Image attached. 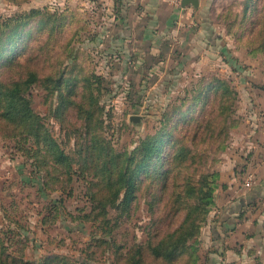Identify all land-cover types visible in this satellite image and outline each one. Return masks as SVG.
<instances>
[{
    "label": "rangeland",
    "instance_id": "obj_1",
    "mask_svg": "<svg viewBox=\"0 0 264 264\" xmlns=\"http://www.w3.org/2000/svg\"><path fill=\"white\" fill-rule=\"evenodd\" d=\"M248 1H208L200 12L202 43L189 35L180 44L179 36L132 35L128 20L122 26L125 16L112 8L113 0H0V33L23 14L42 12L26 26L28 40L17 39L27 50L4 80L37 73L26 95L76 160L70 180L52 162L39 165L29 153L33 142L0 133V258L12 264H118L119 251L146 245L158 228L176 229L185 211L171 222L170 217L158 225L153 220L180 205L174 188L159 199L158 186L145 178L129 206L108 207L106 218L90 220L91 188L98 179L77 162L80 145L93 139L90 132L109 144L112 154H129L160 133L178 137L188 153L190 161L177 181L200 171L215 176V203L189 242L194 256L174 264H264V162L252 158L253 142L263 144L264 151V130L257 127H264V51L253 52L248 36L259 15L251 9L260 0ZM215 78L230 85L234 105L224 117L210 105L215 116L208 112L207 120L198 123L200 112L192 110L200 104H193L194 97L200 85ZM87 84L96 100L91 123L75 104L63 102H80ZM176 107L181 110L172 112ZM189 114L193 121L183 125ZM134 115L139 121L131 120Z\"/></svg>",
    "mask_w": 264,
    "mask_h": 264
},
{
    "label": "trees",
    "instance_id": "obj_2",
    "mask_svg": "<svg viewBox=\"0 0 264 264\" xmlns=\"http://www.w3.org/2000/svg\"><path fill=\"white\" fill-rule=\"evenodd\" d=\"M248 2L251 3V0ZM251 12L259 15L251 21L252 27L248 33L250 38L248 39L253 52L262 53L264 51V0L254 3ZM40 13H42L41 10L33 9L30 13L23 14L15 24L5 26L0 33V133L10 137H20L23 139L22 143L33 142L29 153L39 162V165L44 168L52 162L56 167L64 170V174H67L71 180L75 156L62 148L47 126L44 117L33 109L31 100L26 95L29 88L37 81V73L30 72L26 79H13L9 82L4 80V73L15 68L27 50V46L17 44V39L28 40L31 33L26 32V26ZM246 14L248 10L245 11L247 19ZM20 47L22 49L18 52ZM15 52L18 53L15 54ZM92 76L95 77L92 74L90 78ZM61 84L59 80L58 86ZM58 92L62 96V90L59 89ZM72 93L73 91L70 90V95ZM217 99L220 101L215 107L213 104ZM234 100V91L230 85L215 78L203 86L200 85L193 100V104H200V107L198 110H192V113L200 112L202 120L198 123H201L207 120L205 115L208 112L215 116L210 112L211 105L218 110L219 116L224 117L228 111H231ZM63 102L75 104L74 108L82 115L85 114L84 118L87 122L91 123L95 119L96 100L91 84L85 85L80 102L77 103L73 99H65ZM69 107L73 106L69 105ZM178 110H181V107H176L172 112ZM183 114L186 115V112L184 111ZM170 116L168 119L171 118ZM192 118L193 115L189 114L188 119H184L183 125L191 124ZM96 134L90 132L89 138L93 139H90L86 145H80L78 153L81 160L77 161L82 172L93 174L98 179L91 188V198L95 206L88 215L90 220L99 221L106 218L108 207L121 206L125 209L129 206L137 198V192L144 183L143 178L152 185L158 186L159 199L170 187H173L176 201L181 202L174 212L169 211L171 215L165 212L160 219L154 218L157 225L161 224V221H166L168 217L171 222L181 211L186 212L184 220L176 229L164 231L158 228L151 233L146 245L134 244L124 253L119 251L118 264H174L187 254L194 256V248L189 242L199 233L201 216L206 215L209 206L215 203L214 174L210 176L200 171L198 175L194 174V177H188L186 181L176 180L190 161L178 137L171 135L163 137L160 133H156L146 137L129 154H112L109 144L102 143ZM165 142L171 145L164 146ZM179 187H182L180 192ZM245 202L243 198L239 205L242 206ZM234 210L235 208H232V211ZM0 264L12 263L0 258Z\"/></svg>",
    "mask_w": 264,
    "mask_h": 264
},
{
    "label": "crops",
    "instance_id": "obj_3",
    "mask_svg": "<svg viewBox=\"0 0 264 264\" xmlns=\"http://www.w3.org/2000/svg\"><path fill=\"white\" fill-rule=\"evenodd\" d=\"M208 1L210 0H200L199 7L188 6L184 11L176 7L172 0H113L111 6L114 10L116 9V12L118 11V13L125 16L121 17V24L125 20H128L126 27L130 29L129 31H131V34L136 37L144 38L148 36L150 32L152 33L151 36L154 38H158V36H179L180 44H182L183 37L189 38V35H192L197 39V44H201L203 40H201L199 34L203 32L204 28L203 25L200 24V22H202L200 19V12L201 8L205 6ZM105 4H107V1ZM183 12L186 13L184 17L182 15ZM122 26L124 25L122 24ZM231 44L232 40L230 38L229 45L231 46ZM262 78L264 80V77ZM255 97L257 98V95ZM253 113H255V111H253ZM257 127L260 133H262L264 127ZM253 143L252 158H254L255 162H264L263 146L258 142L256 143V141ZM260 178L261 181L264 180V175H261Z\"/></svg>",
    "mask_w": 264,
    "mask_h": 264
},
{
    "label": "water",
    "instance_id": "obj_4",
    "mask_svg": "<svg viewBox=\"0 0 264 264\" xmlns=\"http://www.w3.org/2000/svg\"><path fill=\"white\" fill-rule=\"evenodd\" d=\"M200 5V0H182V6L184 8L188 6H193V7H199ZM132 121H139V116H132L131 117Z\"/></svg>",
    "mask_w": 264,
    "mask_h": 264
},
{
    "label": "built area",
    "instance_id": "obj_5",
    "mask_svg": "<svg viewBox=\"0 0 264 264\" xmlns=\"http://www.w3.org/2000/svg\"><path fill=\"white\" fill-rule=\"evenodd\" d=\"M172 2L175 4L176 7H178L181 11H184L186 8L182 6V0H172ZM184 13V12H183ZM182 13V15H183ZM250 181V182H249ZM249 183H251V178L248 180Z\"/></svg>",
    "mask_w": 264,
    "mask_h": 264
}]
</instances>
